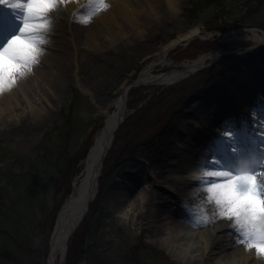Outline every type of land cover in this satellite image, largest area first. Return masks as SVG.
<instances>
[{
  "label": "rangeland",
  "instance_id": "1",
  "mask_svg": "<svg viewBox=\"0 0 264 264\" xmlns=\"http://www.w3.org/2000/svg\"><path fill=\"white\" fill-rule=\"evenodd\" d=\"M71 2L58 0L52 12L43 19L52 24L54 31L60 28L58 22L70 29L68 36L72 35L80 44L78 66L68 67L57 89L55 103L48 102L46 96L50 93L46 90L43 94H27L38 108L48 109L52 105L51 116L43 123L32 122L18 131L11 125L5 128V123L0 126V264L44 263L62 205L104 125V111L113 109L111 103L122 93V87L158 59L170 42L197 25L202 26L205 37L193 42H208L213 47L206 51H233L236 56L223 59L212 69L206 67L174 85L178 91L168 98L175 103L160 125L149 128L137 139L129 136L115 140L104 164L97 197L80 231L69 242L65 264H219L227 255L230 264H259L261 254L255 248L249 249L244 241L236 242L228 251L211 244L217 227L233 222L217 220L211 214L212 205L207 204L209 198L200 189L198 193L185 189L188 197L180 195L177 203L187 213L206 218L201 227H196L197 232L200 229L211 231L204 240L198 239L196 256L187 260H182L181 255L173 256L166 245L156 244L154 235L144 231L142 224L136 221L132 202L141 196L146 201L158 194L168 197V188L175 189L170 181L159 178L164 170L178 161L173 154L166 156V151L176 150L171 143L182 121L190 119L183 111L203 98L209 101L210 108L219 104L222 109L237 113L244 120V129L251 135L259 132L253 125L259 120L258 114L242 94L244 83L240 76L245 75L252 85L264 81V49H257L254 40L243 35L252 29L264 34V0H181L178 22L168 17L167 21L145 26L142 29L145 37L133 36L130 40H126L128 37L111 39L113 35L117 36V31L125 36L128 30L115 23L117 20L104 7L105 0H90L93 9L84 6L75 12ZM2 6H8V3ZM10 10L7 7L5 11ZM24 14L23 11L19 13ZM88 17L89 20L85 21ZM97 17L99 19L93 25L92 21ZM218 22H222L228 31L209 30ZM17 24L2 39L0 46L12 35L19 34L21 20ZM91 25L94 28L88 29ZM43 29L46 32H38L41 40L49 42L57 37L51 35L53 30ZM99 31L101 37L97 41L101 40L104 45L96 52L93 42ZM190 46L170 50L167 64L156 66V73L185 63L190 59L184 56ZM255 65L262 69L250 72ZM166 88L157 85L132 88L128 95L126 120L148 98ZM256 93L264 101L259 87ZM17 94L26 105L28 100L23 99L24 90L20 89ZM189 129L186 134L191 131ZM261 136L264 138V133ZM238 143L241 145L242 141L238 140ZM241 151H244L242 145L236 151L237 156L229 161L238 170L254 161L240 158ZM65 160L68 162L64 164ZM253 166L256 167V163ZM128 176L136 179L125 181ZM123 185L133 192L122 202L119 194ZM186 227L184 223L180 226L185 231ZM76 250L79 252L73 258Z\"/></svg>",
  "mask_w": 264,
  "mask_h": 264
},
{
  "label": "bare ground",
  "instance_id": "2",
  "mask_svg": "<svg viewBox=\"0 0 264 264\" xmlns=\"http://www.w3.org/2000/svg\"><path fill=\"white\" fill-rule=\"evenodd\" d=\"M105 1L104 7L107 8L109 13L117 20L115 23H117L118 26H124L128 30L125 36H123L120 31H117V36L115 37V35H113L111 38L112 40H116V38L123 39L125 37H128L126 40H130L133 36L142 38L145 37L142 30L145 26H149L156 22V24H158L161 21H167L168 17L174 18L175 22L180 20L179 12L181 10V0ZM89 4L91 5L90 0L89 2L88 0H72L71 2L73 12L85 8L84 6H88V10H90V8L93 9ZM6 7L9 8V6H0V42L17 27V23L20 21L17 19V16H21L19 13L23 11L13 8L12 11H5ZM52 10L50 12H52ZM68 17H70V15H68ZM98 19L99 17L93 20L92 24L95 25ZM88 20L89 17L85 19V21ZM61 23H57L60 28L56 27L58 30L56 29L54 31L55 28L52 24L46 22L47 27L45 28L53 30L51 35L57 37L49 42L41 40V51L37 62L34 63L33 66L26 68L23 72L17 73L13 83L5 82L3 91H0V126L5 123V128L11 125L15 127V131H18L32 122L43 123L51 116L53 112L52 105L49 106L48 109L38 108L28 99L27 94L29 92L43 94V91L46 90V92L50 93V96H46L48 102L50 103L51 101V103H55L57 89L60 86L62 78L67 74L68 67L70 68L74 65L78 66L80 44L75 41L72 35L68 36L71 32L70 29H67L66 26H62L63 24ZM11 24H14V27L11 28ZM67 24H69V22H67ZM93 25L89 26L88 29H93ZM42 30L44 29L40 31ZM108 30L109 29H107V31ZM204 35L201 25L194 26L188 29L186 33L180 34L166 46L165 51L158 59L149 63L147 68L139 75L138 79L134 81L135 85L160 86L174 83L182 76H185V74L211 63L220 55L217 51L201 54L199 57L188 60L181 66L166 72L156 73L155 71L156 66H165V64H167V56L170 50ZM243 35L249 36L254 40L256 47L264 44V35L257 30L252 29L249 32L243 33ZM100 37L101 33L99 31L98 35L95 36V42H93V49H95L96 52H99L104 45V43L101 44V40L97 41ZM35 67L38 68L36 69ZM260 69V65H255L249 70L250 72H256ZM240 77L244 83L242 85V94L250 101L254 106L253 108L256 114H258L259 120H257L258 122H256V125H253L259 132L251 135L250 132L241 128L244 120L237 113L228 112L222 109V106L219 104L210 108L208 106L209 101L203 98L198 103L183 111L190 119L184 120L183 122L185 124H181L183 127H180L178 130L177 149L174 151L171 149L166 151V156L173 154L178 158V161L173 166H170L168 170H164V174L159 178L170 181L174 184L175 189L168 188V193L170 194L168 197L158 194L156 197H151L146 201L145 197L141 196L138 200L132 202L134 212L137 216L136 221L142 224L144 231L154 235L157 245H166L169 249V253L173 256L181 255L182 260L195 257V252L197 251L196 247L199 242L198 239L204 240L205 236L210 234L211 231L210 229L207 231H202L201 229L198 232L196 231V227H201L206 218L189 214L177 206L180 195L188 197L185 195V189L195 193H198V189H200V191L209 198L207 204L212 205L211 214L217 220H225L226 218L220 215L217 205L206 191L205 185L210 177L205 174V170L216 167L217 163L230 170H238L237 167L229 163L230 159H228L227 156L219 158V150L213 144L212 135L217 133L216 139L220 142L219 144L221 147H229L231 140L235 136V131L237 139H241L244 145H246L244 158H253L254 161L257 162V170L264 167V138L261 136V134L264 133V101L258 97L259 95H257L255 89H253L254 86L256 88L259 87L260 93L264 94V81L252 86L245 75ZM19 87L26 93V95H23V99L28 100L27 102L25 101L26 105L23 104L20 95L18 96L17 94L20 90ZM129 88L128 84L124 85L122 87V94L111 103L113 109L104 111V125L97 133L91 152L85 160L84 178L80 181L77 195L75 198L71 199L70 209L67 211L62 209L60 212L57 225L51 234L49 254L43 264H65V255L69 245L70 235L73 233L72 223L77 220L85 210V200L93 191L91 184L93 176H98L97 172L99 167L101 169L100 159L102 151L107 145L110 146L115 130L122 121V117H124L125 110L127 109V94ZM215 94L219 95L218 92H215ZM245 111L248 112L247 109H245ZM207 114L209 115L207 116ZM215 118H218L216 124L209 126L210 121ZM192 124L196 127L193 130L189 129ZM233 126H235V128ZM188 129L191 130L189 134L186 135V137H182ZM229 133L231 135H229ZM252 136L253 140H251ZM233 143L236 144L235 141H233ZM248 143H250V145ZM165 174H167V176H164ZM135 179V177L132 179L128 176L125 181L132 182V180ZM97 183H95V193H98L97 191L99 189ZM124 183L126 184V182ZM179 185L183 187H179ZM121 188L123 189L119 195H122L120 201L123 202V199L127 198L133 190L124 185ZM165 215H168V217L166 218ZM127 216L130 218L129 213ZM183 223L187 224L186 231L180 228ZM232 226L233 224H227L225 227L218 226L216 235L213 238L214 241H212L211 244L214 246L219 245L223 250L228 251L236 242H241V240L238 239V233ZM229 231L230 233L226 234ZM260 259L259 264H264V255H261ZM219 264H230L229 255Z\"/></svg>",
  "mask_w": 264,
  "mask_h": 264
},
{
  "label": "snow or ice",
  "instance_id": "3",
  "mask_svg": "<svg viewBox=\"0 0 264 264\" xmlns=\"http://www.w3.org/2000/svg\"><path fill=\"white\" fill-rule=\"evenodd\" d=\"M4 3L25 14L17 16L22 22L19 34L0 46V91L6 81L13 83L17 73L37 62L41 51L38 32L47 27L43 18L58 0H0V4ZM255 163L242 165V170H230L217 163L205 170L210 177L205 187L220 215L233 222L238 239L264 255V167L257 170Z\"/></svg>",
  "mask_w": 264,
  "mask_h": 264
},
{
  "label": "trees",
  "instance_id": "4",
  "mask_svg": "<svg viewBox=\"0 0 264 264\" xmlns=\"http://www.w3.org/2000/svg\"><path fill=\"white\" fill-rule=\"evenodd\" d=\"M209 30L226 31L227 29L222 22H218L215 26H211ZM212 47L211 43L196 41L191 44L184 56L195 58L198 54L203 53ZM177 91L176 86H173L166 88L157 95H153L145 104H143V106L138 108L128 120L125 121L116 134V140L125 139L129 136L137 139L139 136L146 134L145 131L149 128L160 125L165 121L166 117L170 114V107L175 103V100L169 99L168 96L176 94ZM66 160H69V158ZM66 160L64 164L68 162ZM102 180L103 179H101V181ZM79 231H77L76 235ZM78 252L79 250L74 252L73 258ZM69 256L71 257L72 253H70ZM71 259L72 258H70V261H72Z\"/></svg>",
  "mask_w": 264,
  "mask_h": 264
},
{
  "label": "water",
  "instance_id": "5",
  "mask_svg": "<svg viewBox=\"0 0 264 264\" xmlns=\"http://www.w3.org/2000/svg\"><path fill=\"white\" fill-rule=\"evenodd\" d=\"M106 154H107V148L105 147V149L103 150V152H102V159L106 156ZM97 182V179H96V177L95 176H93V180H92V188H93V191L91 192V195L90 196H88L87 198H86V200H85V210L83 211V213L81 214V218L77 221L78 223H80L81 221H82V219H83V217L86 215V213H87V211H88V206H89V204H90V202L92 201V199L94 198V196H95V192H94V189H95V183ZM65 208L66 209H70V202H67L66 204H65Z\"/></svg>",
  "mask_w": 264,
  "mask_h": 264
}]
</instances>
